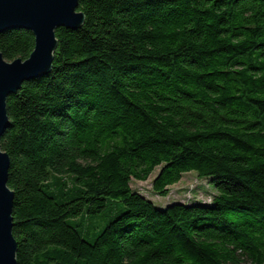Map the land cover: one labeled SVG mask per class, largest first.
<instances>
[{
	"label": "trees",
	"instance_id": "trees-1",
	"mask_svg": "<svg viewBox=\"0 0 264 264\" xmlns=\"http://www.w3.org/2000/svg\"><path fill=\"white\" fill-rule=\"evenodd\" d=\"M78 10L51 72L7 99L18 264H264V0ZM34 48L0 34L8 62ZM157 169L158 196L195 172L212 203L158 209L131 186Z\"/></svg>",
	"mask_w": 264,
	"mask_h": 264
},
{
	"label": "water",
	"instance_id": "water-1",
	"mask_svg": "<svg viewBox=\"0 0 264 264\" xmlns=\"http://www.w3.org/2000/svg\"><path fill=\"white\" fill-rule=\"evenodd\" d=\"M80 0H0V34L20 30L33 34L35 48L30 58L8 62L0 51V264H18V243L13 235L15 194L8 186L10 156L2 151L1 139L10 128L7 99L25 82L49 74L58 41L56 31L79 30L85 15Z\"/></svg>",
	"mask_w": 264,
	"mask_h": 264
},
{
	"label": "rangeland",
	"instance_id": "rangeland-1",
	"mask_svg": "<svg viewBox=\"0 0 264 264\" xmlns=\"http://www.w3.org/2000/svg\"><path fill=\"white\" fill-rule=\"evenodd\" d=\"M160 169H157L154 175L147 182L132 181V188L134 191L140 193L145 198L151 200L155 206L163 210L174 203L193 204L203 203L211 204L216 190L209 180H200L195 172L184 175L182 181L170 188L168 197H160L153 191V181L158 175ZM112 210H109L104 217L99 219V230H102L107 225V220L111 217ZM93 228H87V231H92ZM91 239V238H90ZM89 239V240H90Z\"/></svg>",
	"mask_w": 264,
	"mask_h": 264
}]
</instances>
